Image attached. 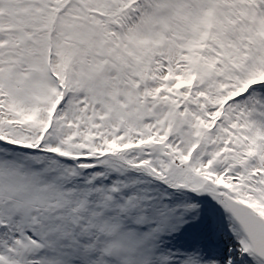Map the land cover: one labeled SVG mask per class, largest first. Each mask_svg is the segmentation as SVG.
Segmentation results:
<instances>
[{"label":"snow or ice","instance_id":"1","mask_svg":"<svg viewBox=\"0 0 264 264\" xmlns=\"http://www.w3.org/2000/svg\"><path fill=\"white\" fill-rule=\"evenodd\" d=\"M0 264H264V0H0Z\"/></svg>","mask_w":264,"mask_h":264}]
</instances>
